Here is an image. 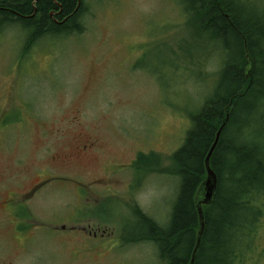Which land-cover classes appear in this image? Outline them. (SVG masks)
<instances>
[{"label": "rangeland", "instance_id": "rangeland-1", "mask_svg": "<svg viewBox=\"0 0 264 264\" xmlns=\"http://www.w3.org/2000/svg\"><path fill=\"white\" fill-rule=\"evenodd\" d=\"M241 1L264 17V0ZM185 14L178 0H87L81 33L27 55L19 28L0 34V264L164 263L135 211L167 223L176 177L133 161L167 166L216 86V43ZM255 205L235 264H264V196Z\"/></svg>", "mask_w": 264, "mask_h": 264}, {"label": "trees", "instance_id": "trees-1", "mask_svg": "<svg viewBox=\"0 0 264 264\" xmlns=\"http://www.w3.org/2000/svg\"><path fill=\"white\" fill-rule=\"evenodd\" d=\"M178 1L194 28L216 43L218 80L199 109L188 114L190 126L167 166L155 152L139 153L133 161L136 169L177 181L164 225L136 208L147 229L140 239L156 245L163 264H190L200 227L197 200L205 159L221 128L209 157L216 188L202 205L203 231L193 264H235L257 227L261 213L255 201L264 196V137L253 128L256 102L264 97V17L249 12L241 0ZM86 5L87 0H0V34L19 28L25 37L22 55H27L44 37L81 33Z\"/></svg>", "mask_w": 264, "mask_h": 264}, {"label": "water", "instance_id": "water-1", "mask_svg": "<svg viewBox=\"0 0 264 264\" xmlns=\"http://www.w3.org/2000/svg\"><path fill=\"white\" fill-rule=\"evenodd\" d=\"M248 69H249V65L246 67V70H247L246 76H248ZM220 130H221V128L217 131L214 143H213L212 147L210 148V150L206 156V159H205L206 178L202 182L201 186L199 187V191H198V195L201 194L202 197L199 198V200H197V211H198V215H199V223H200L199 226L200 227H199V231L197 233L196 245H195L193 253H192V258H191L190 264H193L194 255H195V252L198 248L200 238H201V234L203 231L202 204H207L210 202L212 195H213L215 188H216V175L209 165V157H210V154H211V152H212V150H213V148L217 142V139H218L219 134H220Z\"/></svg>", "mask_w": 264, "mask_h": 264}, {"label": "flooded vegetation", "instance_id": "flooded-vegetation-1", "mask_svg": "<svg viewBox=\"0 0 264 264\" xmlns=\"http://www.w3.org/2000/svg\"><path fill=\"white\" fill-rule=\"evenodd\" d=\"M84 146V145H83ZM82 146V147H83ZM82 147H78L77 148V151H74L72 154H77L79 151H81V150H83L84 149V147L82 148Z\"/></svg>", "mask_w": 264, "mask_h": 264}]
</instances>
